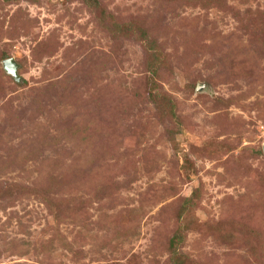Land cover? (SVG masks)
<instances>
[{
  "label": "rangeland",
  "instance_id": "374dc122",
  "mask_svg": "<svg viewBox=\"0 0 264 264\" xmlns=\"http://www.w3.org/2000/svg\"><path fill=\"white\" fill-rule=\"evenodd\" d=\"M0 264H264V0H0Z\"/></svg>",
  "mask_w": 264,
  "mask_h": 264
},
{
  "label": "water",
  "instance_id": "95a60500",
  "mask_svg": "<svg viewBox=\"0 0 264 264\" xmlns=\"http://www.w3.org/2000/svg\"><path fill=\"white\" fill-rule=\"evenodd\" d=\"M5 70L11 75L17 82H21L22 78L19 75V68L14 59L6 60L4 63Z\"/></svg>",
  "mask_w": 264,
  "mask_h": 264
},
{
  "label": "trees",
  "instance_id": "16d2710c",
  "mask_svg": "<svg viewBox=\"0 0 264 264\" xmlns=\"http://www.w3.org/2000/svg\"><path fill=\"white\" fill-rule=\"evenodd\" d=\"M179 243H180V237L176 236V237L172 240L171 245H172V246H177Z\"/></svg>",
  "mask_w": 264,
  "mask_h": 264
}]
</instances>
